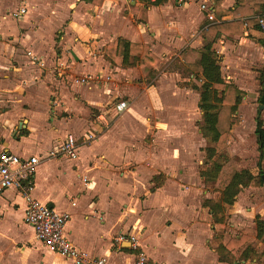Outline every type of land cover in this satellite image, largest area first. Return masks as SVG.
<instances>
[{
    "label": "crops",
    "instance_id": "1",
    "mask_svg": "<svg viewBox=\"0 0 264 264\" xmlns=\"http://www.w3.org/2000/svg\"><path fill=\"white\" fill-rule=\"evenodd\" d=\"M155 1L0 0V145L22 156L44 155L63 141L68 134L67 128L79 130L84 125L78 118L80 112L83 114L90 108L104 109L100 115L104 119L88 120L94 128L89 132H98L96 140L87 144L89 141H81L87 131L75 134L80 143L77 159L66 158L69 165L65 167L57 160L58 167L49 168H45L47 162L43 161L35 174L34 196L70 213L67 236L90 255L104 256L112 264H134L135 261L129 241L118 243L116 240L121 233L138 236L149 264H258L255 260L234 263L219 260L215 248L207 244L211 235L207 232L205 206L177 195L179 182L174 168L178 163L177 152L190 146L189 139L184 140V145L182 142L177 143L178 146L171 144L173 150L160 154L162 158L153 152L145 157L137 153V158V150H133L135 143L124 140L125 134L130 132L141 136L136 123H146L148 131L162 124L161 119L152 121L153 115L146 113L154 112V105H148L147 101L157 99L149 91L160 69L154 78L146 80L138 66L112 64L105 56V47L119 37L146 43L160 58L157 65L160 68L173 51H177L178 61L187 47L202 48V34L208 20L206 12L200 8L201 3L214 5L217 21L232 18L229 9L236 3V0H222L218 6L215 0ZM21 7L26 11L16 16ZM258 34L259 37L262 34L260 47L256 42ZM217 51L224 79L246 91L236 77V64L249 58L253 69L255 65H264V31L251 27L243 36L222 35ZM259 58L263 60L254 63ZM37 63L45 70H36L37 66H33ZM50 67L59 69L60 75L66 72L68 80L58 79ZM72 72L112 75L115 85L111 84V78L108 85L80 84ZM49 82L56 87L61 84V89L51 91L53 85ZM65 83L72 85L68 91L63 88ZM111 93L117 94V102L126 100L128 103L120 114L116 111L117 102L107 108L111 104ZM62 97L69 101H63ZM34 99L42 104L44 127L55 128V133L48 131L46 138L35 136L41 133L40 128L33 121L31 111L26 110ZM199 100L200 91L196 98L198 107ZM199 110L202 114L200 107ZM109 111L120 116L104 128L105 113ZM64 112H75L78 121L60 119L59 114ZM173 128L158 132L167 137L169 132L175 131ZM183 130L180 127L179 131ZM202 139L200 147L204 151L207 141L204 136ZM114 165H122V171L119 170L122 175L118 179L111 178ZM178 173H181L180 178L185 177L183 169ZM158 174L164 176V181L154 188L153 177ZM84 176L88 178L87 184ZM141 190L145 198L143 202H135L141 213L126 220V205L130 207V199H133L129 193ZM25 206L24 198L14 188L0 196V264H74L71 258L58 254L36 238L34 228L24 219ZM152 214L159 220L157 225L149 220Z\"/></svg>",
    "mask_w": 264,
    "mask_h": 264
},
{
    "label": "rangeland",
    "instance_id": "2",
    "mask_svg": "<svg viewBox=\"0 0 264 264\" xmlns=\"http://www.w3.org/2000/svg\"><path fill=\"white\" fill-rule=\"evenodd\" d=\"M208 24H210V22H208ZM58 34L59 33H57V35ZM259 35L260 34H258V36L256 37L258 47L262 46L263 44L262 38H260L262 34L260 37ZM58 37L59 36H57L56 38ZM246 46L247 45H245V47ZM176 52L177 51H173V53L168 54L170 55L168 56L170 59H166L163 66L160 67V73L158 75V78L154 81V84L151 87V91H149L150 95H156L157 99L147 101L148 105H150L151 103L154 105V112L146 113H148L149 116L153 115L151 118L152 121L161 119L162 124H159V126L156 127L155 130L153 129L152 131V129H150V131H148V129L146 130L145 128L146 123H136L135 127L139 131L141 136L138 137V133H135L137 135L134 136V134L130 132L125 134L124 140H126L127 142L129 141L135 143L133 147V150H137L135 153H138L140 157H145L150 152H153L155 155L158 156L166 152V150H173L172 148H170L171 144L174 143L175 146H178L177 143L182 142L184 145V143H186L184 140L188 141L189 139L190 146L183 147L180 151L177 152L179 153L177 157L178 163H175L176 166L174 167L177 169L176 179L177 182H179L177 183L179 186V192L177 195L179 197L183 195L184 197L190 199L192 202L194 201L196 204H200L201 207H204V199L209 197L215 198L218 197L219 194L218 191L215 190L213 182L208 180L205 181L203 178L200 177L199 173L201 170L206 169L212 163V160L207 159L205 152L202 151V148L200 147L201 143H203V134L201 131H199V128L201 127V124H203V117L200 113L198 103L196 101V98H199V91H197L198 89H195L194 86H200L201 83L195 78V75H192L194 74L193 72H191L188 68H186L177 61V58L175 56ZM250 60L251 59L248 58L247 61H241V63L236 64L238 66L236 77L238 79L239 85L246 89L247 95H245L243 102L240 106L241 110L239 109V113H237L241 118V122L232 128L233 130L231 131L229 142L223 152H221L220 158H235L237 160L239 168H251L257 171L259 150L257 142L258 136L255 129L256 116L259 108L257 100L259 83L257 80V73L252 68L253 63H251ZM260 60L263 59L259 58V60H254V63H260ZM223 65L225 67V63H223ZM36 66V70H45L43 66H38V63L37 65L35 64L33 67ZM50 69L53 70V74L61 81L68 80V78L65 76L66 72L60 71L62 73V75H60L59 69H57L56 67H50ZM82 73L84 72H72L71 75L74 74L75 79L76 75H81ZM110 78L112 83L111 81H109L108 84H114V78L112 77V75H110ZM72 79L70 81H73ZM49 83L52 84L53 82ZM65 84L66 85L63 87L65 91L71 89L72 85H70V83ZM52 85L53 86L50 87L51 91L52 89L59 90L62 86L61 84H59L58 87H56L55 84ZM110 95L111 98L109 103L111 104H109L107 108L113 106V104H115V102H117V100L119 99V97L116 98L117 94L113 95L111 93ZM62 98L63 101H69V99L66 97ZM41 105V103H38V101L34 99L30 101L31 107L27 108L26 110L31 111L34 117L33 121L40 128L41 133L35 136L39 138H46V135L49 134L47 133L48 131H51L52 134L55 133V128L44 127V113L41 109ZM261 111V115H263L262 117H264V109H262ZM103 112L104 109L97 108H90L88 110H85V113L83 114H81L80 112L78 114V118L82 120L84 125H82L79 130L67 128L65 132H71L76 135H78V132L80 133L79 135L85 133L86 131L87 133H89V129H94L93 127H91V122H95L99 118L104 119L103 116H100ZM117 116L114 111L107 112V115L105 113L106 122L104 124V128L105 126L112 124L114 118H116ZM59 118L69 122L73 119L78 121L75 112L60 113ZM88 120H90L91 122ZM172 126L175 127L173 128V130L175 131L169 132L167 137L158 132L159 130L171 129ZM180 127L184 128L182 132L179 131ZM93 133L95 136L91 139L92 141L89 140L87 144H90L98 138V132L95 131ZM192 140H195V142H193ZM81 141H83V138L81 139ZM183 152L184 154H182ZM57 160H61L59 163H61L63 167L69 165V160H67L66 158H52L44 161V163L47 162V164H45V168L58 167ZM127 167L133 168V165H127ZM180 169H183L184 171V178H180L181 173H178V170ZM119 170L122 171V165H114L112 167L111 178H120L122 174L119 173ZM143 186L146 188L145 183L143 184ZM129 195L133 197V199H130L132 201L128 205L130 207H127L126 205V220L132 215H137L138 213H141V210H139V205L136 204L138 202H143L145 198V194L142 190L135 191L134 193L132 191L129 193ZM201 207L199 206V209H201ZM204 211L207 232L211 235L210 238L208 237L209 239L207 240V244L211 247L216 248L220 241L232 237L234 234L238 233V231L244 226L254 224L256 214H260L262 217H264V186L257 188H245L239 194L233 206L227 205L225 212V221L227 224V228L223 230V236L221 238H217L215 236L212 237V235H214L213 233H215L213 231L214 228L212 215L208 207H205ZM153 216L155 215L152 214L149 217V220L154 222L155 225H157L159 220L158 218ZM131 229L132 228H129V230ZM216 230L218 233L219 229ZM207 261L209 262V260ZM251 264L255 263L252 262Z\"/></svg>",
    "mask_w": 264,
    "mask_h": 264
},
{
    "label": "trees",
    "instance_id": "3",
    "mask_svg": "<svg viewBox=\"0 0 264 264\" xmlns=\"http://www.w3.org/2000/svg\"><path fill=\"white\" fill-rule=\"evenodd\" d=\"M156 0L155 3H158ZM219 6L222 0H215ZM230 19L215 21L207 25L202 38V48L187 47L178 58V62L194 73L201 85L194 87L200 91L199 107L202 111L203 124L201 132L207 144L204 152L210 166L200 171L201 177L212 181L219 196L206 198L203 206L208 207L213 219L214 229H219L215 237L221 238L226 229L225 212L227 205L236 202L238 195L247 187L264 186V65H255L259 81L258 113L256 116V133L259 150L257 171L251 168H239L235 158L222 159L221 152L226 148L232 128L241 122L238 108L247 92L234 82H227L222 76L221 57L217 51V42L222 35L237 34L243 36L246 29L255 27L264 31L260 19L264 17V2L236 0L229 9ZM106 58L114 65L138 66L144 79L154 78L159 69L160 58L146 43L129 41L119 37L105 47ZM154 188L160 186L164 176L153 177ZM217 231V230H216ZM219 260L234 263L255 260L264 264V218L257 214L255 225L241 228L240 233L227 242L220 241L215 248Z\"/></svg>",
    "mask_w": 264,
    "mask_h": 264
},
{
    "label": "built area",
    "instance_id": "4",
    "mask_svg": "<svg viewBox=\"0 0 264 264\" xmlns=\"http://www.w3.org/2000/svg\"><path fill=\"white\" fill-rule=\"evenodd\" d=\"M200 8L206 12L208 22L217 21L214 15V5L203 2ZM26 11L21 7L15 13L16 16L22 15ZM264 27V18L260 19ZM31 54V52H30ZM75 80L80 84L103 85L110 81V76L102 72H89L76 75ZM128 107L126 100L116 103V111L122 113ZM93 132L83 135V142H87L94 137ZM79 139L74 133H68L56 148L50 149L44 155L32 154L22 156L17 152L6 149L0 145V196L10 188L19 191L26 202L25 221L34 230L36 238L51 250L58 254L71 258L74 264H112L104 256H92L87 251L79 248L66 234V224L70 219L68 211L58 210L34 196L35 174L38 166L45 160L63 157L75 160L79 156ZM85 184L88 178L83 177ZM118 243L129 241L131 249L135 254L134 264H149L147 253L140 248L139 238L136 234L121 233L117 235Z\"/></svg>",
    "mask_w": 264,
    "mask_h": 264
},
{
    "label": "water",
    "instance_id": "5",
    "mask_svg": "<svg viewBox=\"0 0 264 264\" xmlns=\"http://www.w3.org/2000/svg\"><path fill=\"white\" fill-rule=\"evenodd\" d=\"M263 177H264V175H263Z\"/></svg>",
    "mask_w": 264,
    "mask_h": 264
}]
</instances>
